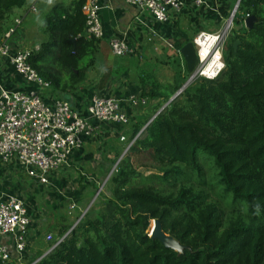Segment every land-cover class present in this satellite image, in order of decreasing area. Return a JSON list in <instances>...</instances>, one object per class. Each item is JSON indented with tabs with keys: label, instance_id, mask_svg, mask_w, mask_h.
<instances>
[{
	"label": "trees",
	"instance_id": "1",
	"mask_svg": "<svg viewBox=\"0 0 264 264\" xmlns=\"http://www.w3.org/2000/svg\"><path fill=\"white\" fill-rule=\"evenodd\" d=\"M22 2L0 0V19ZM82 2L53 3L27 57L61 93L79 86L99 49L100 39L82 33ZM245 14L254 17L249 28ZM232 22L219 71L192 78L153 117L180 83L173 76L162 91L141 76L138 95L156 101L151 116L123 130L105 188L71 228L60 214L48 250L30 264H264V0H238ZM173 25L176 51L191 27ZM153 218L180 252L147 234Z\"/></svg>",
	"mask_w": 264,
	"mask_h": 264
},
{
	"label": "built area",
	"instance_id": "2",
	"mask_svg": "<svg viewBox=\"0 0 264 264\" xmlns=\"http://www.w3.org/2000/svg\"><path fill=\"white\" fill-rule=\"evenodd\" d=\"M123 1L136 7L138 11L146 12L158 23H164L171 14L181 13L190 6H214L209 4V0ZM210 1L213 3V0ZM35 2L36 0L31 1L29 9L35 8ZM100 7L98 0H83L81 4L84 15L82 33L86 37L100 39L103 36L98 14ZM235 9L234 5L230 17ZM19 22L20 19L16 18L15 25ZM15 25L9 27L0 40V58H4L30 87L25 90L0 88V163L14 166L30 180L46 185L50 176L66 163L67 155L80 146L84 137L91 134L92 124L90 120L80 116L65 98L48 101L42 95V90L48 88L49 84L27 61L30 52L36 50L38 45L13 50L8 43V37ZM227 27L228 24L223 30L216 32L199 31L192 39L196 55L194 77H213L222 67L221 46ZM159 38L169 48H173L170 41L160 36ZM207 40H210V44L206 48L205 58L206 53L202 56L201 48L204 46L203 41ZM106 43L112 56L123 57L130 52L126 39L122 36L110 35ZM213 56L217 62L214 73H203L206 63ZM124 101L133 107L144 105L146 98L129 94L121 99L93 92L86 103V113L91 120L125 125L128 118L122 107ZM118 138L123 140L124 137L119 135ZM27 223L26 209L20 197L8 195L0 199V234L12 235L17 253L24 250V229ZM8 259V251L0 244V263Z\"/></svg>",
	"mask_w": 264,
	"mask_h": 264
},
{
	"label": "crops",
	"instance_id": "3",
	"mask_svg": "<svg viewBox=\"0 0 264 264\" xmlns=\"http://www.w3.org/2000/svg\"><path fill=\"white\" fill-rule=\"evenodd\" d=\"M31 1L23 0L21 5L10 7L3 19H0L2 29L0 40L3 38L4 32L15 25V19H20V22L15 25L14 30L8 37V43L13 50L38 45L43 39L39 34L40 29L38 30L42 16L53 3L62 2L67 4L71 0H36L33 10L29 9ZM98 1L101 5L98 14L103 29V36L99 40V49L93 66L86 69L84 80L75 90L61 93L50 86L42 90V95L48 101L55 98L68 100L70 105L79 112L80 116L90 120L92 124L91 134L84 137L80 146L67 155L66 163L60 167V172L56 171L52 174L49 183L46 185L34 183L25 175H23L25 177L19 176L17 175L18 170L16 171L14 166L0 163V199L8 195L20 197L24 202L28 218V223L24 229L25 247L22 252L17 253L15 251L12 235L0 234V244L6 248L9 254V259L0 264H30L31 261H34L46 251V235L54 234L53 226L60 218V214L66 215L65 211L57 213V211L52 210V208L61 209L62 206L61 197L53 196L55 193L52 190L64 184L65 179L59 174L64 172L65 166L69 163L73 164L80 170L81 175H86H84L86 183L94 181L101 171V169H93L94 166L98 168V166L104 165L105 162L109 161L112 157L113 145H119L118 136H126L119 129L123 127L127 130L132 123L152 114V107L156 101L146 97V100H148L143 106L132 107L124 101L122 107L128 118L125 126L91 120L86 113V103L93 92L124 99L129 94L138 95L140 91L141 75L137 72L133 73L135 65L122 67L118 65L117 59L111 55L106 43L110 35L122 36L126 39L130 52L120 59L133 58L136 54L135 52L141 54L142 40L146 41L149 39L148 36H150L147 33L153 34V36L157 35L158 38V34L166 35L163 31L164 23L155 22L146 12L138 11L136 7L126 4L123 0ZM209 4L212 5L213 3L209 0ZM30 14H32V17ZM34 14L41 15V18L36 19ZM173 17L174 15L171 14L169 19ZM174 20L175 18L173 22ZM143 29H145L144 32L142 31ZM155 29H157L158 33L155 32ZM170 49L175 51L174 48ZM212 64L204 72L212 70ZM29 87L30 85L21 79L12 66L4 58H0V88L25 90ZM80 166L86 169L87 172L84 173ZM85 189H82L81 186L79 194L84 196ZM66 219L67 217L63 218L64 221Z\"/></svg>",
	"mask_w": 264,
	"mask_h": 264
},
{
	"label": "rangeland",
	"instance_id": "4",
	"mask_svg": "<svg viewBox=\"0 0 264 264\" xmlns=\"http://www.w3.org/2000/svg\"><path fill=\"white\" fill-rule=\"evenodd\" d=\"M213 5H214L213 7L211 6L196 7L195 10L188 9L182 11L177 16H174L172 19L168 18V20L164 22V30H163L166 33V35L163 34H158V35L163 39L169 41V39H171L172 33H174L173 19L176 18L178 19V23L180 24V26L184 27L186 31H188L187 26L191 27V29L188 31V33H190L191 35V41L199 31L216 32L219 30H223L225 25L228 24L227 30L224 34V39L222 41L224 42L225 37L230 32V30L236 29L237 26L233 24L232 17H230L231 11L233 10V6H234V0H229V4L227 5H225L222 0H213ZM38 14H34V17L36 19L41 18L40 17L41 15ZM31 15L32 14H30V16ZM142 31L144 32L145 29H143ZM39 32H40L39 33L40 37L44 38L45 34L40 30ZM155 32L158 33L157 29H155ZM147 35H150L151 39L150 36H148L150 39V40L148 39L149 41L146 39H145L146 41H144V39L142 40V46H141L142 51H140L141 54L135 52L136 54L133 56V58L130 57L127 59H120L119 57L114 56V58H116L118 61V65L122 67L125 65H129V67L131 65L132 66L135 65V70L133 71V73L137 72L139 73V75L143 76L141 79L142 81L152 76V78L157 83H159V89L160 90L162 89V91H164L165 88H168V84L169 85L172 84L173 82L172 77L173 76L175 77V75H177V78L175 79L176 82L177 83L179 82L181 85L189 75V72L187 74L186 72L183 71L184 63L182 61L181 56L177 54L176 51L168 48V46L162 41V39L157 37V35L153 36V34L151 35L150 33H147ZM177 69H180L181 72L178 73ZM192 78H194V76ZM165 102L166 101H164V103ZM119 130L123 132L124 128L121 127ZM124 139L120 141L123 142ZM87 165L89 164L87 163ZM112 165L109 167V161H107L105 162L104 165L98 166V168L94 166L93 169H101L100 175L97 178H95L94 181L86 183L85 181L86 175L85 174H84L85 176L81 175L79 172L80 170L77 169L73 164L69 163L67 166L64 167V172L62 174H59L60 176L64 177L63 178L65 179L64 184L60 185L59 188H57L58 187L57 186L55 187L54 190H52L55 193L53 194V196L57 195L56 196L57 198L58 196L61 197V201H62L61 209L52 208V210L57 211V213L65 211V213L68 215L67 221L70 223L75 222L76 218L80 215V213L82 211L85 212L91 206L92 202L97 197L98 192L102 190V188L103 189L105 188L104 184L110 172L112 171L111 170L109 172ZM80 168L84 171V173L87 172V170L84 169L82 166H80ZM17 170L18 169L16 168V171ZM17 175L23 176L24 174L17 171ZM81 186L82 189L86 188L85 189L86 196L85 194L84 196L79 194ZM97 188H99L98 192L93 197V194ZM70 214L71 217H69ZM149 226L150 223L147 228L148 230H149ZM51 236L52 235H49V237H47V240L51 239Z\"/></svg>",
	"mask_w": 264,
	"mask_h": 264
},
{
	"label": "water",
	"instance_id": "5",
	"mask_svg": "<svg viewBox=\"0 0 264 264\" xmlns=\"http://www.w3.org/2000/svg\"><path fill=\"white\" fill-rule=\"evenodd\" d=\"M237 2L238 0H235V7L237 6ZM254 21V17L252 15H247L244 17L243 19V25L245 28H249L252 26V23ZM237 44V40L233 41V48H235ZM178 53L180 54L182 61L184 63V67L186 68V70L189 72L188 77L186 78V80H184V82L174 91V93L169 96V98L166 100V102L152 115V117L168 102L170 101L175 95H177L182 88L192 79V77L194 76V67L196 64V55H195V50H194V45L192 43L191 40L186 41L185 43H183L179 49H178ZM177 78V75H175V79ZM151 117V118H152ZM150 118V119H151ZM149 119V120H150ZM146 121V123L141 127V129L148 123V121ZM117 162V160L114 162V164L112 165V167L110 168L109 172L113 169L115 163ZM97 188L93 194V197L96 195V193L98 192ZM92 197V198H93ZM84 211H82L80 213V215L76 218L75 222L78 221V219L82 216ZM75 222H73V224L70 226V228L75 224ZM150 226H149V230L147 229V234L150 237H155L157 238L163 245L168 246L170 248H172L173 250H175L176 252H180L181 250V245L178 243L177 240H175L173 237H171L170 235H168L167 233H164L160 227V224L158 222V220L156 218H153L149 221ZM168 239V241H167ZM57 242V241H56ZM53 246V245H52ZM48 250V249H47ZM46 250V251H47ZM46 251L44 253H46ZM43 253V254H44ZM42 254V255H43Z\"/></svg>",
	"mask_w": 264,
	"mask_h": 264
},
{
	"label": "bare ground",
	"instance_id": "6",
	"mask_svg": "<svg viewBox=\"0 0 264 264\" xmlns=\"http://www.w3.org/2000/svg\"><path fill=\"white\" fill-rule=\"evenodd\" d=\"M203 44H204V46L201 48L202 56H203V54H205L207 52L206 48H207V46H209L210 40L203 41ZM205 58H207V53H206ZM210 64H212L211 67H213V69L212 70H207V72H204L209 67ZM216 66H217V62L215 61V57L214 56L210 57L208 62L206 63V66H205V69L203 70V73H207L209 75H212L214 73V70H215Z\"/></svg>",
	"mask_w": 264,
	"mask_h": 264
},
{
	"label": "flooded vegetation",
	"instance_id": "7",
	"mask_svg": "<svg viewBox=\"0 0 264 264\" xmlns=\"http://www.w3.org/2000/svg\"><path fill=\"white\" fill-rule=\"evenodd\" d=\"M177 53H178V49H177V51H176ZM179 54V53H178Z\"/></svg>",
	"mask_w": 264,
	"mask_h": 264
}]
</instances>
